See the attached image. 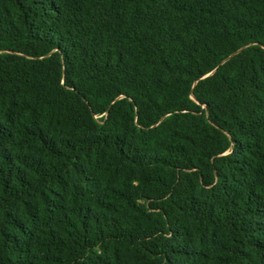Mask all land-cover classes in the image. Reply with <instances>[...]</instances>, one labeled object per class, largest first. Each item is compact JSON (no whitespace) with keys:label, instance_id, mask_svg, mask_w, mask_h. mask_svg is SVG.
I'll return each mask as SVG.
<instances>
[{"label":"trees","instance_id":"trees-1","mask_svg":"<svg viewBox=\"0 0 264 264\" xmlns=\"http://www.w3.org/2000/svg\"><path fill=\"white\" fill-rule=\"evenodd\" d=\"M0 264H264V0H0Z\"/></svg>","mask_w":264,"mask_h":264}]
</instances>
